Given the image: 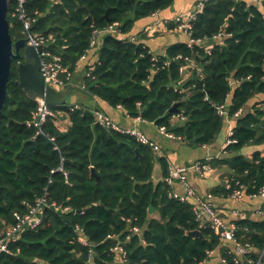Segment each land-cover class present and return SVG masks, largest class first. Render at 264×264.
<instances>
[{
	"label": "trees",
	"instance_id": "16d2710c",
	"mask_svg": "<svg viewBox=\"0 0 264 264\" xmlns=\"http://www.w3.org/2000/svg\"><path fill=\"white\" fill-rule=\"evenodd\" d=\"M172 1L27 0L26 8L36 18L32 31L52 34L47 49L61 55L71 77L82 72L77 89L111 107H123L130 116L164 126L188 144H210L225 123L215 105L227 102L233 113L264 93V0L261 6L245 0H208L192 22L191 36L211 39L222 33L209 40V52L197 44L188 47L185 41L153 54L127 33L138 19ZM12 3L8 0L6 16L16 40L25 33L22 22L11 16ZM114 24L117 32H108ZM93 37L96 44L90 47ZM83 55L90 59L80 64ZM185 56L195 66L180 72ZM19 60H12L0 114V227L15 225L14 213L24 215L37 199H46L49 206H43L39 225L21 228L8 242V251L0 252V264H88L90 248L95 264H117L110 247L116 239L124 243L130 224L139 226L140 233L125 241L129 254L119 264H204L208 251L221 241L194 219L191 202L168 194L170 187L163 180L169 166L166 157L128 134L103 127L89 108L71 100L50 105L67 114V130L48 119L38 131L28 124L37 101L19 86ZM235 80L239 82L231 85ZM259 102L264 100L234 119L236 142L227 146L230 155L212 161L233 170L230 188L220 186L223 195L239 185L247 194L264 185L261 149L253 150L250 158L241 153L245 145H264V107H257ZM173 105L175 111H169ZM174 114L186 119L173 124ZM155 160L161 169L157 181ZM59 166L63 169L57 170ZM233 222L238 240L252 244L248 257L255 262L263 253L264 264V218ZM192 229H199L202 237L185 234ZM219 248L226 262L218 264H235L231 247Z\"/></svg>",
	"mask_w": 264,
	"mask_h": 264
},
{
	"label": "built area",
	"instance_id": "2783aa9c",
	"mask_svg": "<svg viewBox=\"0 0 264 264\" xmlns=\"http://www.w3.org/2000/svg\"><path fill=\"white\" fill-rule=\"evenodd\" d=\"M52 2H58L59 0H51ZM208 0H197L195 4L193 5L192 9L186 13L185 15H177L175 16L170 22L174 25V29L182 32L184 35H186V43L188 47H193L194 44L199 45L200 47H206L208 48L209 40L216 39L219 36H222V33H218L217 35H214L211 39H200V38H193L191 36V27L192 22L196 19L197 15L203 11V7ZM253 2L261 4L262 0H251ZM12 12L11 16L17 17L23 25V32L25 33L24 38L26 39V44H30L34 47L38 45H43L42 51L39 53L40 57V72L44 78V81L46 84H49L57 89L65 88L67 85H70L72 82L71 80V72L69 71L68 67L62 63V57L58 53H54L47 49V45L50 44L53 40L52 34H44L41 32H34L32 31L33 23L35 22L36 18L35 16H32L28 13L26 5L27 0H12ZM35 13H37L35 11ZM159 24V21L156 22ZM108 32L116 33V24L110 26L107 29ZM96 44V39L93 37L90 42V47H93ZM88 51V50H87ZM209 52V49H207ZM87 58V55H83L80 58V61L85 60ZM177 58H182L180 55L177 56ZM183 59L186 61L185 66H180L179 71L185 72L188 67L191 69L195 66L193 60L189 57H183ZM197 74L201 75L200 69L197 68ZM239 81L235 80L230 82L231 85L237 84ZM72 85V84H71ZM205 98H207L205 96ZM37 101V107L32 112V119L28 123L29 125H33L40 131L41 125L44 124L48 119H52V121L59 127L60 130L61 127L58 125V114L64 113L62 110H53L50 108V105H48L45 100L41 97L35 98ZM264 107V103L259 102L257 104V107ZM73 107H76L74 105ZM215 110L219 116H221L226 123H228V129H227V138L224 143L223 150H227V146L235 143L236 139L233 136V129L236 125L235 118L242 115V109L238 108L235 110V112L231 113L229 110V105L227 102H224L219 105H215ZM95 121L102 125L103 127L107 129H115L119 132H123L125 134H128L132 137H134L138 142H141L142 144H147L152 150L159 152L160 148L158 143L149 138L144 132L139 130L135 127H126L118 124L115 122L108 114L103 112L102 110L95 108L92 110ZM177 117L178 119H181L184 121L186 119V116L181 114H174L173 117ZM159 131L163 133L164 135L168 137H175V135L172 132H169L165 129L164 126L159 127ZM50 140H53V137H50ZM261 154H264V150L261 152ZM211 157H205L201 159H197L193 161L190 167H192L196 173L201 176L205 174L207 171L211 169L210 165ZM186 165H172L170 164L168 166V173L163 178L164 182L171 187L174 183V180L178 181L180 185H182L184 191L183 192H177L172 189L169 190L168 194L178 200L182 203L191 202L192 203V212L194 219L201 224L204 227L210 228L219 238L222 243H225L227 241H232L234 244L232 253L233 255V262L235 264H262L261 259L263 253L260 254L259 258L254 262L250 257H248L249 251H251L252 244L249 242H241L236 237L235 229L236 226L234 222H231L229 224L225 223L224 219L220 216L218 211L215 209L213 204L208 200V198H202L198 195V193L195 191V189L190 185V183L187 180L186 176ZM62 166H59L57 170H62ZM54 170H52L53 172ZM64 174L66 172L64 171ZM228 187H230L229 184H227ZM244 189L242 185H239L238 187L234 188L232 190V196L235 198H240L242 196ZM249 197H264V185L255 193H248ZM52 205H55L59 207L62 211H68L70 208L68 206L60 207L59 205H56L52 203ZM43 206H49V204L46 202V199L40 198L37 199L35 205H31L24 215H20L19 213H14L15 218L17 220L15 225H6L2 228L0 233V252L8 251V242L13 241L16 239V237L19 234V231L23 227L27 228H35L37 225H39L42 221V211ZM260 216L264 217V210L258 209L256 211ZM238 214V213H236ZM76 230L82 231V228L79 226H76ZM140 233V227L137 225L130 224L128 227V233L125 236V241H128L131 239L132 235H139ZM117 235H107L108 239H115ZM78 240L83 245H89L87 240L84 239L83 236H79ZM124 241V243H125ZM143 244H145L144 240H141ZM123 241L116 239V242L110 247V250L113 252L115 257L114 263H125L127 259V254H129V251L125 249ZM212 251H208V254H210ZM205 262V261H204ZM222 263H225V258H221ZM88 264H95L93 260L92 250L89 249L88 252ZM202 263V262H201ZM199 263V264H201Z\"/></svg>",
	"mask_w": 264,
	"mask_h": 264
},
{
	"label": "crops",
	"instance_id": "0c3cea01",
	"mask_svg": "<svg viewBox=\"0 0 264 264\" xmlns=\"http://www.w3.org/2000/svg\"><path fill=\"white\" fill-rule=\"evenodd\" d=\"M196 1L197 0H173L171 5L167 8L157 11L150 16L138 19L127 34L136 41L140 40L144 42L153 54H163L167 47L186 41V35L175 30L173 28L174 26L169 27V25L172 24L170 20H172L177 15H185L188 13ZM245 1L247 4L251 3L260 5L259 3L253 2L251 0ZM157 21H159V24L156 23ZM88 59H90V57L87 56V58L82 60L80 64H84ZM81 74L82 72L79 71L74 73L71 84L81 87ZM73 90L75 92L71 96V103H81L91 111L95 108H100L118 124L126 127L138 128L149 138L155 140L158 143L160 151L155 152L158 153V155H164L169 165H186L188 167L186 170V176L190 185L195 189L200 197L208 198L220 216L224 219L225 223L229 224L236 218H249L252 220H261L264 218L256 212L260 208L264 210V197H249V194L243 191L240 198H235L232 196V193L229 195H223V193L219 191L221 185H225L226 188H230L227 184L230 185L232 178L229 177L233 174V170L230 169L226 164L222 163L212 165L213 160L230 155L228 154L229 152L227 153V150H223L224 143L227 138L228 123H224V128L219 131L212 143L191 145L182 140L180 137L175 136L171 138L164 135L159 131V127L161 126H157L153 122L141 119L139 117L130 116L121 106L111 107L96 97L88 96L82 90L77 88H74ZM257 100H264V93L257 94L252 100L248 102L247 105H244L241 108L242 114L250 110L251 106L254 105ZM173 116L171 119L173 124H178L180 121H182L176 116ZM63 121V124L58 122V120L57 123L61 129L65 128V130H67L70 125L67 114L65 115ZM263 148L264 145L261 146L258 144H249L245 145L241 149V153L246 158H250L253 150L261 149L262 152L264 150ZM205 157H211V169L205 174L199 176L190 166L193 161ZM160 177V165L157 160H155L153 162V180L157 181ZM170 189L177 192L184 191L182 185H180V183L176 180H174V183ZM220 246H228L233 249L234 244L232 241H227L222 243V245L220 243L219 247ZM219 247L217 246L214 250H212L204 264L220 263L222 256Z\"/></svg>",
	"mask_w": 264,
	"mask_h": 264
},
{
	"label": "water",
	"instance_id": "95a60500",
	"mask_svg": "<svg viewBox=\"0 0 264 264\" xmlns=\"http://www.w3.org/2000/svg\"><path fill=\"white\" fill-rule=\"evenodd\" d=\"M7 10L8 0H0V114L7 95V83L13 59H21L16 65L17 79L19 86L30 98L41 97L48 105L52 106L65 104L72 90L78 86L70 84L65 88L57 89L45 83L40 72L39 57L43 45L34 47L26 44L25 38L13 40L9 32ZM175 109L176 105H173L169 111H175ZM91 171H94L93 167H91ZM185 234L202 237L199 229L185 231Z\"/></svg>",
	"mask_w": 264,
	"mask_h": 264
},
{
	"label": "rangeland",
	"instance_id": "374dc122",
	"mask_svg": "<svg viewBox=\"0 0 264 264\" xmlns=\"http://www.w3.org/2000/svg\"><path fill=\"white\" fill-rule=\"evenodd\" d=\"M75 91L73 90L72 92H71V94L67 97V101L68 100H71V96H72V94L74 93ZM64 117H65V115L63 114V113H61V114H58V122H60V123H64V121H63V119H64ZM1 230H2V227H0V233H1Z\"/></svg>",
	"mask_w": 264,
	"mask_h": 264
}]
</instances>
